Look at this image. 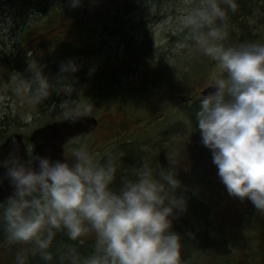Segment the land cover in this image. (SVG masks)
Returning a JSON list of instances; mask_svg holds the SVG:
<instances>
[{
  "label": "clouds",
  "instance_id": "clouds-1",
  "mask_svg": "<svg viewBox=\"0 0 264 264\" xmlns=\"http://www.w3.org/2000/svg\"><path fill=\"white\" fill-rule=\"evenodd\" d=\"M181 19L185 39L217 63L221 75L213 91L200 100L195 113L201 143L210 150L217 175L227 193L250 201L264 213V43L225 46L229 13L238 0H183ZM84 0H69L79 8ZM81 70L75 59L62 62L55 80L42 66L29 65L30 78L21 75L19 90H32L36 103ZM95 68L89 70L93 75ZM63 114L75 124L95 114L93 103H62ZM121 154L109 153L100 163L81 143L70 160L34 155L25 160L14 153L0 160V186L12 189L0 202V225L12 244H32L45 264H54L49 250L57 233L79 241L96 236L95 252L81 258L67 247L59 264H182V236L174 221L188 212V198L174 167L153 168L145 162L120 177ZM16 264H25L23 256Z\"/></svg>",
  "mask_w": 264,
  "mask_h": 264
},
{
  "label": "trees",
  "instance_id": "trees-1",
  "mask_svg": "<svg viewBox=\"0 0 264 264\" xmlns=\"http://www.w3.org/2000/svg\"><path fill=\"white\" fill-rule=\"evenodd\" d=\"M64 1L19 0L18 56L3 63L0 96L8 93L17 97L12 89L18 73L30 76V64L42 65L40 56L57 62L85 58L98 63L94 74L90 76L89 70L84 69L72 81L62 84V87L74 86V105L89 102L94 104L97 113L126 117L143 125L149 140L156 134L161 145L171 140L176 127L183 125V138L189 145L203 147L195 119L200 100L204 98L200 91L215 82L221 71L215 61L185 39V31L176 36L183 39V50L158 46L155 33L147 23L153 19L151 8L165 0H84L79 8L70 7L69 0ZM262 2L238 0L237 12L229 13V37L224 41L225 46L264 43V21L260 29L258 25L250 26L257 22L256 14L263 13ZM104 31L108 33L102 34ZM60 65L54 68L59 71ZM56 95L53 93L48 100L36 103L31 92L24 104L34 114L41 115L43 110L48 112L59 102ZM182 96L183 103L179 100ZM172 104L180 106L182 111L178 107L175 110ZM64 117L62 112L61 118ZM58 119L55 113L46 114L41 115L40 122L44 125ZM119 122L114 128L122 131L125 122ZM6 123L7 116L0 120L2 139L6 137L3 128ZM15 128L18 129L13 126L11 130ZM114 128H111L113 133ZM135 135L137 138L128 136L127 141H133L138 155L129 153L125 147L116 152L123 156L119 160L117 187L120 177L130 174L131 168L139 167L144 160L151 161L154 168L166 166L157 163L152 153L149 156L144 153L140 148L145 140L142 135ZM189 175L179 177L184 185L181 194L188 198V212L176 219L172 228L183 238L182 264H264V213L258 212L250 201L240 200V206L231 212L233 215L218 211L216 197L210 198L207 194V180L204 178L201 184L193 174ZM207 195L209 199L205 198ZM95 245L94 232L90 231L79 241H71L59 232L49 250L54 255V264H59V255L67 247L76 248L83 259L94 254ZM240 246H244L246 256L235 252L234 248ZM0 254V264H16L18 255L24 257L25 264H45L34 245L9 243L2 225Z\"/></svg>",
  "mask_w": 264,
  "mask_h": 264
},
{
  "label": "rangeland",
  "instance_id": "rangeland-1",
  "mask_svg": "<svg viewBox=\"0 0 264 264\" xmlns=\"http://www.w3.org/2000/svg\"><path fill=\"white\" fill-rule=\"evenodd\" d=\"M35 1V0H34ZM64 1V0H62ZM66 1V0H65ZM64 1V2H65ZM264 6V0L262 2ZM184 3L183 0H165L154 5L152 10L153 19L150 21L149 26L152 31H154L155 36L157 38V44L159 47L161 46H173V49L183 50V39L179 40L176 38L178 34L183 32L181 19L183 16ZM258 20L255 24L250 26L258 25L259 29L262 27V21H264V11L263 13L256 14ZM129 17H133L130 15ZM19 0H0V82L3 76H1L3 70V63L14 60L17 55V41L16 34L19 31ZM259 21V22H258ZM256 27V26H255ZM257 27V28H258ZM174 40V44L172 43ZM187 45V44H186ZM159 49V48H158ZM161 49V48H160ZM18 56V55H17ZM54 55H50L49 57H53ZM77 61L81 65V70L87 69L90 70L92 68L97 69L98 63L94 61H88L85 58L77 57L72 58ZM67 61V60H66ZM62 62H57L56 60L51 59L48 61V57L40 56L39 63H42V68L44 73L49 76L51 79L55 80L59 71L54 68L55 65L61 64ZM80 70V71H81ZM96 71V70H95ZM25 78H30L25 73H18V78L15 82V93L17 97L11 94H2L0 96V120L7 116V123L3 127L5 130V134L8 135L11 131V128L19 127V132L31 135V133L39 127L42 123L39 121L40 116H45L46 114H53L60 118L62 116L63 109L61 107L62 103H67L69 106H73L74 103L72 101L75 93V88L72 85H64L62 88L64 89V93L60 95H56V98L59 99L54 103L55 107H52L50 111L46 112L43 110L41 115H33V111L29 109V106L26 105H18L20 100H26L29 94L32 92L31 89L25 88L24 90H19L20 88V80L22 79L21 75ZM214 84V82L212 83ZM33 100V99H32ZM175 110L180 108L177 104L171 105ZM181 110V108H180ZM98 111V110H97ZM182 111V110H181ZM20 113V114H19ZM96 115L102 119V117L95 111ZM104 121H101V127L94 130L93 133L88 134L87 136L76 138L74 141L70 143L67 151L73 155V151L77 148L81 143L85 144L89 151H94L96 149H101L102 146H105L111 141H115L116 137L120 134L121 136H132V138H137L136 133L143 136L142 146L140 149L147 155L152 153V156L156 158V162L165 163V168L174 167L179 173V177L186 176L187 174H193L194 178L199 180V183H203V179L207 180V185L205 183V187L207 190V194L211 195L210 198L216 197L215 208L220 212H226L228 215H233L231 212L234 209H237L240 206V202L238 199L231 197L225 188V186L221 183L220 178L217 175L216 166L212 162V156L209 149L203 146L204 150L202 151L200 147L194 148L189 145L188 141L183 138V131L179 129H175L174 133H172L171 141H165L163 145L159 143V139L149 140L148 135L144 133L142 130L144 128L143 125H138L133 121H129L126 117H115L109 116L108 114L103 116ZM162 118L164 116L161 115ZM128 122L125 123L122 127L123 131H120L117 128L116 123ZM180 125V124H179ZM182 126V125H181ZM114 128V133L111 130ZM119 138H122V137ZM183 138V142L179 141V138ZM173 139V141H172ZM150 141V142H149ZM179 141V142H178ZM178 142V143H177ZM133 141L127 142V144H132ZM174 143V144H173ZM177 143V144H176ZM126 143H123L121 147L128 146ZM183 146V147H181ZM129 153L132 152L134 155H138L135 150V144L128 146ZM183 148V151L182 149ZM183 152L182 159L179 158L180 153ZM124 152V151H121ZM120 153V152H119ZM124 155V154H123ZM148 155V156H149ZM99 157V156H98ZM97 157V158H98ZM123 157V156H122ZM122 159V158H121ZM163 159V160H162ZM104 160V159H103ZM149 163L153 168L155 167L151 161L144 160V163ZM159 167V166H158ZM189 168V170H188ZM190 172V173H189ZM189 175V176H190ZM191 177V176H190ZM197 184L198 182L195 181ZM206 199L208 195L205 196ZM182 218V217H181ZM185 217L183 216V219ZM235 252H242L244 246L235 247ZM246 256V254H245ZM1 258V254H0Z\"/></svg>",
  "mask_w": 264,
  "mask_h": 264
},
{
  "label": "water",
  "instance_id": "water-1",
  "mask_svg": "<svg viewBox=\"0 0 264 264\" xmlns=\"http://www.w3.org/2000/svg\"><path fill=\"white\" fill-rule=\"evenodd\" d=\"M213 87L214 85L207 87L202 91V95H208L213 91ZM97 125V119L90 117L75 124L64 120L38 129L31 137L36 145L34 155L48 156L53 160H70L71 158L64 156V145L76 136L89 133ZM9 153H14L25 160L28 159L22 135H12L3 146H0V160L6 159ZM2 174L3 169H0V175ZM11 192L12 189L7 183L0 186V202H4Z\"/></svg>",
  "mask_w": 264,
  "mask_h": 264
},
{
  "label": "bare ground",
  "instance_id": "bare-ground-1",
  "mask_svg": "<svg viewBox=\"0 0 264 264\" xmlns=\"http://www.w3.org/2000/svg\"><path fill=\"white\" fill-rule=\"evenodd\" d=\"M130 16V15H129ZM103 33H105V34H107L108 33V31H104V32H102V34ZM109 33H111V32H109ZM131 154H133L132 152H130Z\"/></svg>",
  "mask_w": 264,
  "mask_h": 264
}]
</instances>
